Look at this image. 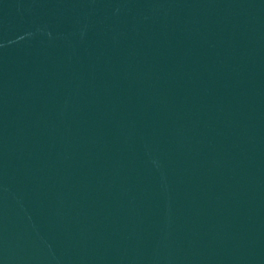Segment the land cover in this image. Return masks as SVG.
Segmentation results:
<instances>
[{
  "label": "water",
  "instance_id": "obj_1",
  "mask_svg": "<svg viewBox=\"0 0 264 264\" xmlns=\"http://www.w3.org/2000/svg\"><path fill=\"white\" fill-rule=\"evenodd\" d=\"M0 264H264V0H0Z\"/></svg>",
  "mask_w": 264,
  "mask_h": 264
}]
</instances>
